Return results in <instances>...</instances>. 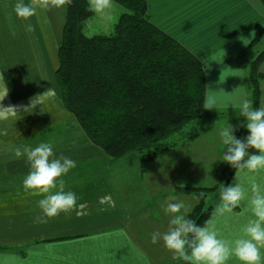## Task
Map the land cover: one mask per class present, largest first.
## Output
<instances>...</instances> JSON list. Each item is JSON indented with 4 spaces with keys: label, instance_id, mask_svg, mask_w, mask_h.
<instances>
[{
    "label": "crops",
    "instance_id": "obj_1",
    "mask_svg": "<svg viewBox=\"0 0 264 264\" xmlns=\"http://www.w3.org/2000/svg\"><path fill=\"white\" fill-rule=\"evenodd\" d=\"M23 2L27 4L29 0ZM15 3L16 0H0V73L9 88L2 103L28 106L31 98L54 84L56 87L54 72L53 84L47 76L45 60L40 63L35 40L55 36L59 39L61 30L58 32L53 25L49 10H38L27 21L18 19L13 11ZM146 4L150 21L200 60L204 70V106L209 96L217 101L215 108H204L209 117L223 109L239 111L243 99L251 101L248 67L259 42L253 48L250 42L264 25L260 0H146ZM28 25L31 31L27 30ZM28 54H37L35 63H29ZM259 70L260 108L264 107V59ZM25 75L29 82L22 80ZM69 118L75 126L69 127ZM57 119L60 120L56 122ZM4 130L7 135L0 134V245L4 246L0 264H150L147 249L153 244L151 235L166 232L171 219L164 211L163 198L147 195L151 203L143 198L134 201L133 184L124 188V195L112 189L110 179L118 176L107 175L106 169L116 160L106 157L87 139L59 95L26 112L21 108L17 117L0 122V133ZM248 135L247 131L245 138ZM40 143H51L57 157L63 154L76 161L77 166L63 177L65 190L77 195L78 204L88 205L81 210L87 214L61 213L46 223H36V217L42 215L38 201L43 197L23 190L29 165L26 157L16 158L10 146L35 148ZM248 151L259 154L255 149ZM157 161L156 158L153 163ZM234 175L235 172L227 186L234 182ZM149 176L141 175L143 184L163 177ZM241 179L245 185L251 181V177ZM106 195L111 196L115 207L99 203ZM189 200L188 207L181 200L186 206L181 213L185 216L196 204L195 197ZM219 202L220 196L212 205L208 220ZM247 218L242 205L234 214L217 218L216 229L224 239H234ZM155 245L165 247L162 240ZM155 264L164 263L158 260ZM165 264H182V260ZM227 264L240 262L232 258Z\"/></svg>",
    "mask_w": 264,
    "mask_h": 264
},
{
    "label": "trees",
    "instance_id": "obj_2",
    "mask_svg": "<svg viewBox=\"0 0 264 264\" xmlns=\"http://www.w3.org/2000/svg\"><path fill=\"white\" fill-rule=\"evenodd\" d=\"M260 2L264 8V0ZM114 3L123 11L107 35L83 32L84 21L93 15L87 10L88 0H72L65 6L56 49V88L63 107L106 157L116 159L135 151L150 161L168 149L150 148L151 143L209 117L204 109V70L194 54L150 21L146 0ZM263 39L264 26L250 46ZM263 59L264 48L248 68L254 108H259ZM237 138L241 139V131ZM234 172L226 163L223 187ZM216 188L176 187L196 197L187 219L204 225L212 211L205 198Z\"/></svg>",
    "mask_w": 264,
    "mask_h": 264
},
{
    "label": "clouds",
    "instance_id": "obj_3",
    "mask_svg": "<svg viewBox=\"0 0 264 264\" xmlns=\"http://www.w3.org/2000/svg\"><path fill=\"white\" fill-rule=\"evenodd\" d=\"M72 0H16L13 11L18 19L29 20L38 10H50L71 4ZM114 0H88V11L94 13L105 24L111 22ZM28 31L32 30L28 25ZM9 94L4 76L0 73V122L14 119L20 109L26 112L45 101L55 100L57 92L53 87L46 89L30 100L28 106L8 105L2 102ZM216 99L209 96L205 109L216 107ZM239 107V116L246 118L249 135L238 139L233 135L235 129L227 124L219 132L226 153L222 161L235 169L234 182L220 191V202L213 211L212 217L204 225L187 219L181 210L183 202H173L177 197L170 195L164 211L171 216L166 232H154L151 242L156 244L162 240L165 248L173 254V259H180L187 264H227L235 258L240 264H264V107L254 108L251 101L243 99ZM2 135H7L4 130ZM255 149L259 154H250ZM16 158L26 157L29 172L23 179V190L26 193L43 198L38 201L42 215L36 217V223H46L48 219L61 213L70 214L75 211L77 216L88 207L86 203L78 204V197L73 191L65 190L63 179L70 170L77 166L76 161L63 154L56 156L51 143H40L35 148L10 146ZM242 177H251L248 185ZM259 178V179H257ZM203 193H201V196ZM101 205L115 207L110 195L99 199ZM244 206L248 218L240 228V235L234 239H224L216 229V219ZM105 210V209H101Z\"/></svg>",
    "mask_w": 264,
    "mask_h": 264
},
{
    "label": "rangeland",
    "instance_id": "obj_4",
    "mask_svg": "<svg viewBox=\"0 0 264 264\" xmlns=\"http://www.w3.org/2000/svg\"><path fill=\"white\" fill-rule=\"evenodd\" d=\"M122 11L123 8L115 4V7L111 13L113 18L111 22L107 24L102 22L93 13L91 17L84 21L83 32L86 35H107L109 32H111L113 23L117 21ZM49 12L53 18V25L59 32L64 21L65 6L60 8H52L49 10ZM58 42L59 39L57 36L54 38L52 37L51 39L35 40V50L37 49L36 53H38V55H36L39 56L40 63L43 61V59L45 60L47 76L50 80H52L53 84L54 80L51 74L53 75V72L57 66L56 49ZM253 46L250 47L253 48ZM44 47L47 48V50H44ZM256 47L257 48L253 51V54L255 55L264 48V39L261 40ZM38 48L42 51H39ZM36 55L32 54V56H30L28 54V59L31 60L29 63L32 61V63H35ZM26 57L27 56H25L24 59L27 61ZM22 80L29 82L26 75L22 78ZM53 87L56 89L55 84ZM56 92L57 95H59L57 89ZM59 120L60 119H57L56 122ZM68 124L69 127L75 126L74 122L70 118ZM227 124L231 125L235 129L233 135L236 138L241 131V140H244L245 134L248 130L242 125L246 124V118L239 116V111L223 109L222 113L220 114H211L210 117H207L206 119L190 122L180 130L172 133L166 139L156 143H151L149 145L150 148L168 147V151L166 150L159 153L154 159L150 161L142 160L141 154L135 151L126 153L125 155L116 158L114 165L106 169L107 175L118 176L116 179H110L112 189L117 190L121 192H118L119 194L124 195V188H127V186L129 187V185L133 184L134 201L136 199L138 202L142 198L147 200L148 195V197H153V199H156V197L163 198V203L166 204L168 197L170 195H174L177 197V200L173 202L185 201L184 203L188 207V203L190 202L189 198H194V193L180 192L176 189V187L186 188L217 186L214 191L207 193L205 198V205H214L219 199L220 189L224 184V180L222 181V179L225 178V175L223 176L222 172L226 162L222 161V156L227 151L226 146L223 145L221 141L219 132L222 128L226 127ZM85 140L86 139L84 138V144H87ZM174 147L176 148L174 149ZM165 152L167 153L164 154ZM156 158L158 161L153 163ZM141 175H151L149 176L150 178L157 175H162L163 177L162 179H159L158 182H154L149 179L150 182L146 181L143 184ZM180 194H186V196L182 195L181 197ZM143 195L144 197H142ZM179 195L180 197H178ZM147 201L148 203H151V200ZM192 208H190V210ZM184 211L185 210L182 209L181 213H184ZM147 254L150 264H155V261L158 262V260H161V262L164 264L168 263L169 261H173V254L161 245L157 246L155 244H151L147 249Z\"/></svg>",
    "mask_w": 264,
    "mask_h": 264
}]
</instances>
